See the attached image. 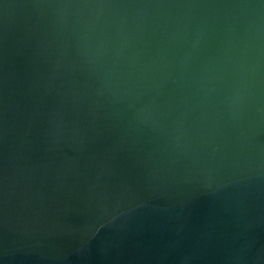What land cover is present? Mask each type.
I'll return each instance as SVG.
<instances>
[{
    "label": "water",
    "instance_id": "1",
    "mask_svg": "<svg viewBox=\"0 0 264 264\" xmlns=\"http://www.w3.org/2000/svg\"><path fill=\"white\" fill-rule=\"evenodd\" d=\"M0 264H264V0H0Z\"/></svg>",
    "mask_w": 264,
    "mask_h": 264
}]
</instances>
